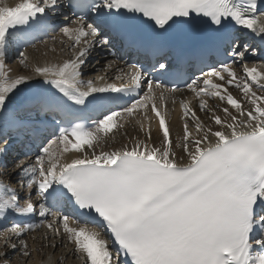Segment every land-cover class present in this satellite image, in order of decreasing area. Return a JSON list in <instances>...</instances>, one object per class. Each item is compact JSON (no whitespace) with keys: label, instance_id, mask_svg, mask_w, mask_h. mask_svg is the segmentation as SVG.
I'll use <instances>...</instances> for the list:
<instances>
[{"label":"snow or ice","instance_id":"obj_1","mask_svg":"<svg viewBox=\"0 0 264 264\" xmlns=\"http://www.w3.org/2000/svg\"><path fill=\"white\" fill-rule=\"evenodd\" d=\"M56 29L71 56L31 63L25 46ZM117 44L143 59L87 67ZM12 50L21 74L6 66ZM260 53L264 0H0V164L39 146L0 180V219L41 218L7 227L16 242L5 238L0 264L9 248L30 259L23 237L39 228L83 264H264V62L246 63ZM180 82L192 95L176 135ZM126 123L129 142L106 150Z\"/></svg>","mask_w":264,"mask_h":264},{"label":"bare ground","instance_id":"obj_2","mask_svg":"<svg viewBox=\"0 0 264 264\" xmlns=\"http://www.w3.org/2000/svg\"><path fill=\"white\" fill-rule=\"evenodd\" d=\"M17 2H19V0H6V3L13 5V6ZM56 36L58 37V39L55 42V49H56L55 51H52V47H53V41L52 40L46 41V43L44 42L42 44H39V45H36L34 47L26 49V54L28 55L31 63H36V62H39L41 64H43L45 62L55 63V62L67 59V57H69L71 55V48H70L69 44L68 43H64V44L61 43L60 38H59V33ZM93 56H94V51L92 52L89 59L92 58ZM251 60H254V61L251 63V62H249ZM97 61H99V60H96L94 63H88L87 67H89V68H91L92 66L102 67L103 64L105 63V61H99V65H97ZM12 62H16V63L11 64ZM12 62L8 63L5 61L6 66L8 68L12 69V72L10 74L11 75L21 74L24 71V69H23V66L19 63V58H17L15 61H12ZM246 63L249 67H251L254 64H258L259 62H258V59H255L253 57V58L248 59L246 61ZM237 72H238V74L243 75L240 68L237 69ZM96 74L97 73H95V72H89L88 73V75H96ZM114 81H115L114 79H109V82H114ZM230 91H233V94L237 95L239 98L238 90L230 89ZM257 91L259 92L260 89H257ZM191 95L188 98H191ZM177 96H181V94L177 93L176 97ZM209 102L213 103V101H211V100ZM194 103H195V101H194ZM223 106H225V105H223L221 103V107H223ZM169 107L171 108L172 105H169ZM174 107H175V112H174V115L172 117L171 128L176 135H179L181 132V126H182V122L180 119L181 105H180V103L177 102ZM198 114L201 115L202 119L207 120V117L204 114L199 113V112H198ZM156 126H157L156 121L153 120L152 121L153 129H155ZM133 134H134V131H133L131 125L126 123L125 127L116 133L115 138L114 139H108L106 144L103 146L105 147L106 150L108 148L113 147V146L119 147L122 143H128L129 142V136L133 135ZM72 155H74V153H66L65 158L71 159ZM46 231L47 230H43V231L34 233V234L28 236L27 238L24 237V239H26L30 245V250L33 252V257H34V258H32L33 261H35V264L65 263L66 260L71 258L70 257L71 256V248H72L71 244H67L66 246H61L58 250H56L57 254L61 253V255L54 254L52 252L53 249L48 248L46 246L47 242L42 240V237ZM6 237H9V243H15L16 242V239L12 235L5 234L4 238L2 240H0V251L5 250L4 249V240ZM56 243H59L58 239H57ZM7 252H8V255H11L13 252H16V251H13L12 249L9 248V249H7ZM18 254H20V253H18ZM64 256H67V259H63ZM58 257L61 258L59 261L57 260ZM80 259L83 262V259L82 258H80ZM80 264H83V263L80 262Z\"/></svg>","mask_w":264,"mask_h":264},{"label":"rangeland","instance_id":"obj_3","mask_svg":"<svg viewBox=\"0 0 264 264\" xmlns=\"http://www.w3.org/2000/svg\"><path fill=\"white\" fill-rule=\"evenodd\" d=\"M15 63L16 62H12L11 64H15ZM52 252L54 254H56V255H61V253L60 254H57V251L56 250L55 251L52 250ZM17 253H20V251H17ZM17 253H14L12 255L13 257L11 256L12 257V260H10L11 264H35V261H33V259H32V258H34L33 255L31 256L30 259H27V258L24 259L21 255L20 256H17L18 255ZM70 257H69L70 259L66 260L65 263H58V264H80V262L83 263L80 258H79V260H76V258H74L72 255Z\"/></svg>","mask_w":264,"mask_h":264}]
</instances>
